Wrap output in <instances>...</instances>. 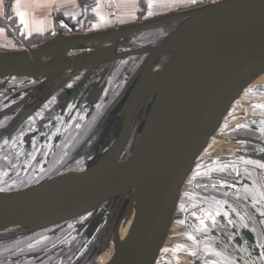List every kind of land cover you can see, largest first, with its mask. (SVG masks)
I'll return each mask as SVG.
<instances>
[{
	"label": "water",
	"instance_id": "obj_1",
	"mask_svg": "<svg viewBox=\"0 0 264 264\" xmlns=\"http://www.w3.org/2000/svg\"><path fill=\"white\" fill-rule=\"evenodd\" d=\"M152 30L162 32L152 43L133 46L128 40ZM138 55H144V60L107 107L116 125L106 149L47 179L29 177L36 179L30 186L0 189V235L63 225L91 215L117 198L104 228L106 243L90 264H96L117 240L124 225L129 226L127 234L105 264L154 263L192 165L248 81L264 73V0H222L118 28L58 33L36 46L0 51V83L17 77L30 84L26 96L0 110V119L37 89L42 91L38 107L56 92V105L61 103L60 96L63 101L66 96L64 106L80 107L85 100L95 106L110 83L120 82L122 71L115 75L121 63ZM161 56L167 68L158 79H151V69ZM106 61L118 63L108 68L114 71L109 81L103 77L107 70L100 66ZM81 71L77 85L70 87L68 83ZM17 86L9 87L22 89ZM35 109L24 110L12 126L0 131L5 143ZM138 110L135 136L126 149ZM76 167L83 171L58 177ZM13 227L17 229L1 232ZM237 233L248 234L245 228H238ZM66 237H55L61 241L57 251L67 244ZM236 242L240 245L244 240L236 237Z\"/></svg>",
	"mask_w": 264,
	"mask_h": 264
},
{
	"label": "flooded vegetation",
	"instance_id": "obj_2",
	"mask_svg": "<svg viewBox=\"0 0 264 264\" xmlns=\"http://www.w3.org/2000/svg\"><path fill=\"white\" fill-rule=\"evenodd\" d=\"M2 84L3 88L0 89V110L22 99L26 96L29 90L28 87H23L20 90L13 89L8 86L7 82H3ZM35 94H39L38 98L34 96ZM58 94L59 93L56 92V96ZM104 94L106 95L107 92H104ZM105 95H102L100 98V107L107 102L108 96L105 97ZM40 96L41 93H39V89H37L23 104L15 107L12 112L2 117L10 116L8 123L2 125L0 131L12 126L11 123H13L18 115L24 110L36 108L20 125V135L15 138L14 144L10 148L11 160L6 164H4V162L0 163L2 169L0 170V179H7L8 186L10 187L18 185V182H20L22 178L45 177L53 175L59 170H63L67 167L78 166L80 163L88 162L95 156L96 152H103L107 147V144H104V137L110 122L114 119V116L111 118L112 110L110 111L107 108L102 116H99L98 123L91 132V135L96 136L92 147L89 146V137L84 138L79 145L75 146L73 143L78 142L75 134V131H78L76 126L79 128L81 124H85L86 121L93 116L94 106L89 104L88 100H85L84 104L80 107L69 105L64 106L66 96L63 97L64 101L60 96L59 100L61 103L57 105L54 103L53 106H50L55 100V95H52L38 107L36 102L40 99ZM85 105H87L88 108H86L84 112L77 114ZM139 117L140 110L136 112L133 118L128 144H130L135 136ZM83 119L87 120L82 122ZM27 121H32L30 126L26 123ZM263 122L254 123V121H251V123H254L252 124V128L249 125H245V127L240 126L234 128V132L229 128L222 133L233 138L244 137L248 139L245 141L235 140L242 147L225 155L227 158L231 159L240 158L247 160L251 168L257 169L258 177L256 174H253L252 171L246 172V174H243L244 178H241L240 182H236V184L233 182L236 185L235 194L224 196L227 204H249L247 206H242L248 218L245 227L241 222L236 223L235 219L231 220L232 224L236 225L234 228L228 224L227 226L225 225V227L218 226V229L220 230V232L217 233L218 238H220L219 246L225 249L226 257H224V260L220 257H214L212 260V263L214 264H264V167H262V165H264ZM258 125L261 126L258 128ZM25 128L27 129L24 130ZM11 139L12 137L7 143H9ZM5 140V136L0 137V151L3 150L6 145ZM59 145H64L63 149L66 154L63 155L61 153H56L59 150ZM57 157L60 158L56 162L55 158ZM253 176L257 178V181H253ZM241 180L244 184L241 183ZM238 183L243 184L249 192L246 191L245 193H240L238 190ZM232 192L233 191L230 193L232 194ZM104 204L105 205L101 209L91 215L76 219V221L73 222V225L68 224L67 226H58V228H55L54 226V229L51 230V234L52 236L54 235V237L61 234L67 236L64 239L67 244L62 248L63 250L60 251L61 253L64 252L62 254L63 256L66 254L68 257L65 259V264H90L94 259L93 257L102 250V245L103 243L105 244L107 240V237H105L104 234V228L106 222L111 220V210L115 204H118V200L115 198ZM251 204L258 205L260 209L259 213H253L255 211L251 208ZM86 221H89L87 225H85L87 223ZM95 222L97 223L95 224ZM93 223L94 225L91 227V224ZM260 223L262 226H260ZM238 228H245L248 233L240 234L241 238L244 240L240 245L236 242V237L240 238L237 233ZM60 242L61 241L56 238L55 241L47 244L48 246L46 249L41 248L39 252L34 250L29 252L28 255L31 257L39 256L45 253L47 249L51 250L52 248L57 247ZM75 245L78 246L76 252L74 250ZM72 254L73 256L71 257ZM198 254L199 253L196 252V255L193 257L194 261L202 264L203 259L199 260ZM28 255H23L22 257ZM90 258L93 259L90 261ZM170 260H172V258H170ZM163 261L164 264H173V262L169 260Z\"/></svg>",
	"mask_w": 264,
	"mask_h": 264
},
{
	"label": "crops",
	"instance_id": "obj_3",
	"mask_svg": "<svg viewBox=\"0 0 264 264\" xmlns=\"http://www.w3.org/2000/svg\"><path fill=\"white\" fill-rule=\"evenodd\" d=\"M0 1H2L4 10V13L0 14V28L4 31V37H0V51L36 46L58 33L72 35L118 28L146 19L199 7L196 0H112L115 7L113 11L108 7L109 0ZM21 14H23V19ZM9 41H14L18 47L5 48L4 43L7 45ZM155 68L158 70L159 65ZM119 71L117 70L115 76L119 74ZM128 77L124 75L120 78L119 83L116 80L110 83L106 90L107 94L103 93L105 97L108 96L105 105L100 107L101 101L99 100L93 107V116L87 118L88 121L83 119L82 122L86 121V123L81 124L79 128L76 126L78 131H75V134L78 142L73 143L75 146L87 137L90 138L89 146H93L96 136L91 135L92 129L98 123L99 116H102L110 102L118 95L121 84L123 85ZM27 82V80L22 81V84L26 83L22 88L30 86ZM7 83L9 86L12 85L9 80ZM41 92L39 90V93ZM54 95L56 96V93ZM54 103L55 100L50 106H53ZM86 108H88L87 105L77 114L84 112ZM7 121L2 119L0 127ZM26 123L30 126L32 121ZM115 125L116 119H112L105 133V145L108 144L110 131L114 130ZM20 132L21 128L19 127L10 142L6 143L4 149L0 151V163L6 164L11 160L10 148L13 146L15 138L19 137ZM63 147L64 145H59V150L56 153L66 154ZM225 154L227 155V153H222L208 156L209 158L204 159L195 170L196 175H193L192 179L195 181L200 176V181L197 180L200 206L190 211L181 206L183 209L173 216L180 229L172 234L171 243L175 249L163 252L165 261L169 260L173 264H199L193 258L196 252L199 253V260L203 259L202 264H214L212 263L214 257H220L224 260L226 257L225 249L219 246L220 238H218L217 233L220 230L218 226L225 227L228 224L234 228L236 225H233L231 220L235 219L236 223L241 222L245 227L248 217L242 206L249 204H227L224 196L235 194L236 182H240V179L244 178L241 169L245 165L248 169L251 168H249L247 160L227 158ZM59 158H55L56 162ZM0 170H2L1 167ZM206 171H210L208 178L204 174ZM237 185L240 193L249 192L243 184L238 183ZM231 191H233L232 194ZM251 208L255 211L254 214L259 213L260 209L257 204H251ZM260 226H262L261 223ZM256 233L258 234L257 231ZM239 236L241 238L240 234ZM163 262L162 264H164ZM156 264H159V260Z\"/></svg>",
	"mask_w": 264,
	"mask_h": 264
},
{
	"label": "rangeland",
	"instance_id": "obj_4",
	"mask_svg": "<svg viewBox=\"0 0 264 264\" xmlns=\"http://www.w3.org/2000/svg\"><path fill=\"white\" fill-rule=\"evenodd\" d=\"M3 13H4V10L2 7V1H0V14H3ZM3 35H4V31L0 28V37ZM163 35L165 34L163 33ZM160 36H162L161 31L152 30V31H146L136 36H131L129 37L128 40L133 46H143L144 44L154 42ZM4 46L5 48L18 47V45H16L14 41L7 42V45H5L4 43ZM144 58H145L144 55L129 57V59H126V63L123 64L125 62L124 60L121 63V65L123 66L120 69V71H122L121 76H124V75L129 76L131 73H133L135 69L142 63ZM164 64H165L164 56H161L156 64L157 67L159 65V68H158L159 76L162 72ZM100 66L103 70L106 69L108 71V75L106 71L103 77H106L107 81H109L114 71L108 70V68L111 66L117 67L118 63L114 61H110V62L106 61L102 63ZM82 74H83V71L80 72L79 76L74 77V79L71 80L68 83V85L70 87L77 85L76 83L79 82V78ZM116 78H120V77H116ZM7 80H9L10 84L18 85L17 87H20L26 84V83L22 84V81L27 80V79L11 77L9 79L7 78ZM27 83H29V81ZM235 100H236L235 103L232 105L231 109L228 111L227 118L223 120L224 122L220 125V127L216 129L214 134L209 138L207 144L202 149L198 158L195 160L194 164L192 165L190 173L187 175L186 179L184 180L178 192L177 199H176V202L173 208L172 217L170 218L168 228L165 231L162 243L159 246L158 253L156 254V259L153 264H156L158 260H159V264H162L165 258V255L163 252H166L167 250L173 251V249H175V247L172 246V243H171L172 237H173L172 234H174L180 228L178 224H176V222L174 221L173 216L177 215L178 211L183 208L190 211V210H195L197 206H200L199 204L200 193L197 190V184H198V181H200V176L198 179L196 177L198 181L197 180L193 181L192 176L196 175L195 170H197L201 162L204 159H208L209 158L208 156L210 155L227 153V152H231V151L236 150L237 148L239 149L242 147L235 140L222 139V138H219L218 136H227L222 133L229 128H231L232 132H234L235 130L234 128L236 127L237 128L240 126L245 127V125L246 126L249 125L252 128L253 127L252 124L260 123L264 121V73L249 80L248 83L245 85L244 89L240 92V94ZM251 121H254V123H251ZM259 126L261 125H258V128ZM130 146L131 144H128V148ZM246 166L247 165H245L241 169L242 174L248 171H252L253 174H256V176L258 177V171L256 168L249 167L251 169H248V167ZM82 171H83V167L70 168L66 170L65 172H63L58 177L61 179H64L67 177H71L73 175L76 176L80 174ZM204 174L206 175L205 177L208 178L210 171H206L204 172ZM47 178H48L47 176L39 177L38 180L41 181ZM34 181L36 182V179L32 180L31 178H28L23 184L18 183V185H15L13 187L17 188V187H26L28 185L30 186L31 184L35 183ZM253 181H257V178L255 176H253ZM241 183H243L242 180H241ZM9 188H12V187L8 186L7 179H0V189H9ZM75 221L76 219L71 220L63 225H58V226H67L68 224L73 225V222ZM58 226H55V228H58ZM16 229L17 228L7 229L1 232H11ZM52 229H54V227H49L46 229L31 232V233H18V234L4 235L6 236L4 237L6 239L0 241V264H50V263L51 264H65L66 262L65 259H67L68 257L66 256V254L63 256L62 254L64 252L61 253L60 251H57L55 247L51 250L50 249L46 250L45 253L39 256L31 257L30 255H28V253L31 251L36 250L37 252H39L41 248L46 249L48 246L47 245L48 243L55 241L54 235L52 236L51 234ZM77 248L78 246L75 245L74 246L75 252ZM108 248L102 253L100 258L97 260L96 264H98L101 261L103 256L106 254ZM23 255H28V256L22 257ZM57 255L58 257H56ZM72 256L73 254L71 255V257ZM53 257H56V259ZM61 258L63 259V261ZM93 258H90V261ZM53 260H56L58 262L56 263L55 261L52 263Z\"/></svg>",
	"mask_w": 264,
	"mask_h": 264
},
{
	"label": "bare ground",
	"instance_id": "obj_5",
	"mask_svg": "<svg viewBox=\"0 0 264 264\" xmlns=\"http://www.w3.org/2000/svg\"><path fill=\"white\" fill-rule=\"evenodd\" d=\"M159 58L155 61L154 65H153V67L151 69V76H150L151 79H158L162 75V73L165 70V68H167V65L164 64V67L162 69V72H161V74L159 76V72L155 68V66H156ZM128 227H129L128 225H124L123 226V228L121 229L120 234H119L117 240H115V241L112 242V244L109 246L106 254L103 256V258L101 259V261L98 264H105V263H107L110 260V258L113 256V254L115 253V251L117 250V248L121 244L124 236L127 234ZM13 228H17V227H13ZM13 228H8V229H13ZM5 230H7V229H5Z\"/></svg>",
	"mask_w": 264,
	"mask_h": 264
},
{
	"label": "built area",
	"instance_id": "obj_6",
	"mask_svg": "<svg viewBox=\"0 0 264 264\" xmlns=\"http://www.w3.org/2000/svg\"><path fill=\"white\" fill-rule=\"evenodd\" d=\"M197 3H199L200 5H208V4H212V3H216L222 0H196ZM108 7L111 11L114 10V2L112 0L108 1Z\"/></svg>",
	"mask_w": 264,
	"mask_h": 264
},
{
	"label": "trees",
	"instance_id": "obj_7",
	"mask_svg": "<svg viewBox=\"0 0 264 264\" xmlns=\"http://www.w3.org/2000/svg\"><path fill=\"white\" fill-rule=\"evenodd\" d=\"M4 237H6V236H4V235H0V241L6 239V238H4ZM39 251H40V250H39ZM56 257H58V255H57ZM56 257H53V258L56 259ZM49 260H50V259H49ZM49 260H48V261H49ZM55 261H56V260H53L52 263L55 262ZM57 262H58V261H56V263H57ZM50 264H51V263H50Z\"/></svg>",
	"mask_w": 264,
	"mask_h": 264
},
{
	"label": "snow or ice",
	"instance_id": "obj_8",
	"mask_svg": "<svg viewBox=\"0 0 264 264\" xmlns=\"http://www.w3.org/2000/svg\"><path fill=\"white\" fill-rule=\"evenodd\" d=\"M21 17H22V19H23V14H21ZM262 167H264V165H262Z\"/></svg>",
	"mask_w": 264,
	"mask_h": 264
}]
</instances>
